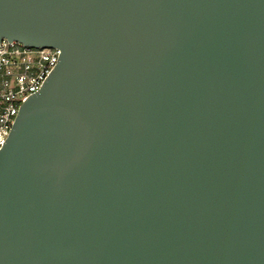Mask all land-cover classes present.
I'll list each match as a JSON object with an SVG mask.
<instances>
[{
	"label": "water",
	"instance_id": "obj_1",
	"mask_svg": "<svg viewBox=\"0 0 264 264\" xmlns=\"http://www.w3.org/2000/svg\"><path fill=\"white\" fill-rule=\"evenodd\" d=\"M58 65L0 148V264H264V0H0Z\"/></svg>",
	"mask_w": 264,
	"mask_h": 264
},
{
	"label": "built area",
	"instance_id": "obj_2",
	"mask_svg": "<svg viewBox=\"0 0 264 264\" xmlns=\"http://www.w3.org/2000/svg\"><path fill=\"white\" fill-rule=\"evenodd\" d=\"M56 46H31L0 40V148L9 136L22 105L39 92L59 63Z\"/></svg>",
	"mask_w": 264,
	"mask_h": 264
}]
</instances>
